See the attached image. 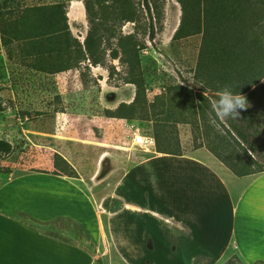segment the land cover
I'll use <instances>...</instances> for the list:
<instances>
[{"label": "crops", "instance_id": "obj_1", "mask_svg": "<svg viewBox=\"0 0 264 264\" xmlns=\"http://www.w3.org/2000/svg\"><path fill=\"white\" fill-rule=\"evenodd\" d=\"M234 1L254 6L243 10L261 15L250 25L264 33V0ZM77 6L72 20L65 12L67 25L81 19ZM208 70L219 71L215 85L222 88L264 80V60ZM68 116L54 115L45 147L72 167L74 177L58 172L50 158L44 167L0 176V264H97L98 258L102 264H160L171 259L173 243L183 245L177 264H222L232 256L239 264H264V167L248 159L213 115L207 116V138L197 116L198 147L151 156L125 151V119H88L97 135L82 138L70 132ZM105 198L121 206L99 211Z\"/></svg>", "mask_w": 264, "mask_h": 264}, {"label": "rangeland", "instance_id": "obj_2", "mask_svg": "<svg viewBox=\"0 0 264 264\" xmlns=\"http://www.w3.org/2000/svg\"><path fill=\"white\" fill-rule=\"evenodd\" d=\"M52 1L54 0H0V140L10 145L7 154L0 152V176L35 169L33 167H44L47 159L52 158V150L45 147V132L54 131L57 122L54 115L58 112L69 113L65 119L71 123L68 128L74 136H96L97 128L88 119L105 116L104 108L112 109L118 102L127 103L132 99L134 86L124 82L127 76L125 66L117 59L109 58L107 54L108 49L115 47L120 33L132 32L136 26V37L142 42L138 58L144 98L149 104L136 110V116L144 119H125L130 125L128 141L124 144L125 151L138 154L130 146L132 129L152 133L151 120L145 118L164 117V131L169 136V145L171 146L176 134L181 153L200 141L199 128L181 122L184 117L190 116L191 109L189 100L185 98L189 96L188 93L177 86L191 90V98L196 110L197 107L199 110L203 136L207 138V116L215 117L212 108V93L215 88L202 74V70L198 69V63L203 60L199 54L202 38L201 32H198L196 0H147L150 7L154 5L158 10V18L152 19L154 36L151 40L143 32L148 20L142 0H130L138 13L135 27L130 22H118L110 9L103 11L95 6L93 9L96 16L92 23L98 43L95 57H99V63L90 65L84 61L65 71L45 73L34 68L36 52L21 40L22 34L28 29L27 24L15 23L16 13L11 11L24 5ZM65 1V12L69 20L77 14V2L82 6L81 19L76 23H68L70 35L81 44L89 26L82 1ZM88 1L95 5L97 0ZM112 1L114 0H107L105 5ZM179 25L177 35L173 37ZM252 29L257 33L258 29ZM66 58L65 52L57 60L52 57V66L64 64ZM102 209L101 205L98 210ZM177 242L181 241L178 239ZM217 247H213L212 251ZM180 248L183 245L176 247L174 243L170 244L167 252L171 259L160 261V264H177L174 259ZM160 253L161 251L157 256L158 260L162 255ZM105 255L107 257L108 252ZM97 261V264H102L103 259L98 258ZM231 261L239 264L234 258Z\"/></svg>", "mask_w": 264, "mask_h": 264}, {"label": "trees", "instance_id": "obj_3", "mask_svg": "<svg viewBox=\"0 0 264 264\" xmlns=\"http://www.w3.org/2000/svg\"><path fill=\"white\" fill-rule=\"evenodd\" d=\"M81 1L89 23L81 44L70 35L65 15V0L24 5L21 8L17 7L15 11H11L16 13L15 23L18 25L27 24L28 29L22 34L21 40H24L27 42L25 44L34 48L37 56L35 57L36 63L33 66L36 70L53 73L68 70L84 61H87L90 65L99 63V57H95L98 43L94 36L95 26L92 23L96 16L93 9L95 6H98L103 11L110 9L115 19L121 24L130 22L135 27L138 22L137 10L130 0H114L108 5H105L107 0H97L95 5L88 0ZM196 2L199 19L198 32H202L199 54L203 60L198 63V69L202 70V74L214 86L215 90H213L212 99L215 101L222 89V87L215 84L220 82L222 78L221 75L217 74L219 71H210L208 70L209 68L226 64H249L256 60H264V53H260L264 50L262 44L264 33L261 32L260 35L255 33L250 25V21L257 22L258 17L261 15L253 12L246 13L243 8L251 9L254 6L243 2L237 3L234 0H196ZM142 3L148 20L143 32L151 40L154 36L152 19L158 18V10L154 5L150 7L147 0H142ZM179 29L180 25L175 30L173 37L177 35ZM136 30L137 26L132 32L120 33L116 38L115 47L108 49V57L117 59L125 66L127 76L124 82L134 86V94L127 103L120 101L112 109L104 108L103 114L107 117L127 120L144 119L136 116V110L143 109L145 104H149L144 98V85L138 58V51L142 47V42L136 37ZM228 51L232 53L228 54ZM247 51L255 53L252 52L253 54L250 55ZM63 52L67 54L65 63L53 67L52 57L57 60V57ZM177 88L188 93L189 96H185V98L189 100V108L191 109L190 116L184 117L181 122L193 125L198 129L197 116L199 110L198 107L196 110L191 98V90L182 86H177ZM232 88L233 91L247 98L248 108L240 110L238 119L217 120L218 124L248 159L254 164L264 167V80L257 82L255 78L249 84L233 85ZM145 119L151 120V134L154 138L156 152L180 155L176 134L172 138L171 146L169 145V136L164 131L163 122L165 118ZM199 145L200 142L196 143L193 148ZM9 151V143L0 140V152L7 154ZM51 161L58 172L67 176H75L72 167L58 153H52ZM102 206L106 210L111 211L118 209L121 203L113 198H106L103 200ZM40 227L43 229V226ZM68 233L74 240H81V234H78V236L71 229L68 230ZM79 246L90 254H94V249L91 246L83 244ZM233 258L235 259V256L230 257L223 264H233L231 261Z\"/></svg>", "mask_w": 264, "mask_h": 264}, {"label": "clouds", "instance_id": "obj_4", "mask_svg": "<svg viewBox=\"0 0 264 264\" xmlns=\"http://www.w3.org/2000/svg\"><path fill=\"white\" fill-rule=\"evenodd\" d=\"M215 115L220 120H236L240 116V110L248 108L247 98L235 91L229 84H225L218 93V98L212 104Z\"/></svg>", "mask_w": 264, "mask_h": 264}, {"label": "built area", "instance_id": "obj_5", "mask_svg": "<svg viewBox=\"0 0 264 264\" xmlns=\"http://www.w3.org/2000/svg\"><path fill=\"white\" fill-rule=\"evenodd\" d=\"M130 146L133 151L141 155L151 156L156 152L152 134L141 132L137 128L131 130Z\"/></svg>", "mask_w": 264, "mask_h": 264}]
</instances>
